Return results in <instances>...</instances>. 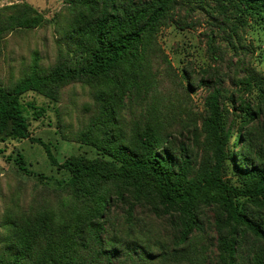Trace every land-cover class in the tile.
Here are the masks:
<instances>
[{"label": "trees", "instance_id": "1", "mask_svg": "<svg viewBox=\"0 0 264 264\" xmlns=\"http://www.w3.org/2000/svg\"><path fill=\"white\" fill-rule=\"evenodd\" d=\"M18 2L0 7V58L11 36L46 23ZM64 4L54 63L45 69L36 59L16 80L0 73V143H38L68 175L54 183L37 175L44 188L32 205L6 212L0 264H264V75L237 63L229 76L221 59L198 79L180 73L160 41L173 24L200 27L194 16L203 11L209 49L221 34L241 42L252 18L264 30V0ZM75 84L91 92L77 141L93 155L60 164L31 137L23 98L59 103ZM202 87L200 111L191 91ZM28 105L36 119L46 112ZM14 161L33 174L21 153Z\"/></svg>", "mask_w": 264, "mask_h": 264}, {"label": "rangeland", "instance_id": "2", "mask_svg": "<svg viewBox=\"0 0 264 264\" xmlns=\"http://www.w3.org/2000/svg\"><path fill=\"white\" fill-rule=\"evenodd\" d=\"M64 1L25 0L44 15L46 23L32 31L18 32L7 40L0 58V73L5 79H19L36 59L45 69L54 63L59 46L64 44L60 33V14L65 7ZM17 3L18 0H0V7ZM194 20H200L201 26L182 30L173 24L160 35L166 54L180 73L183 68H187L200 79L205 69L217 66V60L222 59V72L229 76H235L237 63L240 68L244 65L245 68H253L264 75V30L255 19H251V25L243 33L241 42L221 34L215 39L217 47L214 50L209 49L210 37H213L208 25L209 17L201 11L195 14ZM237 73L239 77H243L246 71ZM226 86L234 88L229 79ZM207 94L206 87L191 91L195 107L200 111L204 108V98ZM257 97L258 92H255L249 95L248 99L257 101ZM23 102L25 115L30 122L31 137L47 144L60 164L73 154L93 155L89 146L77 141L78 133L89 116L85 105L92 102L88 88L80 84L68 87L59 103H51L34 93L26 94ZM30 103L44 108L45 114L36 119L34 110L28 105ZM232 140H235V134ZM18 153L24 156L28 168L33 172L32 175L18 170L14 161ZM37 175L52 179L53 183L68 177L51 164L40 144L30 140L0 143V246L4 245L8 236L2 225L6 212L12 208L27 209L33 203L34 193L43 190L44 184ZM230 178L232 182L237 183L232 173Z\"/></svg>", "mask_w": 264, "mask_h": 264}]
</instances>
